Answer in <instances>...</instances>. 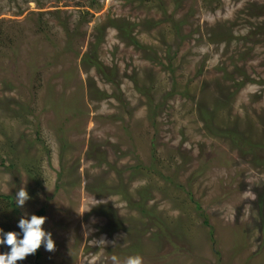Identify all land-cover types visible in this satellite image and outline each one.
<instances>
[{"label": "rangeland", "instance_id": "obj_1", "mask_svg": "<svg viewBox=\"0 0 264 264\" xmlns=\"http://www.w3.org/2000/svg\"><path fill=\"white\" fill-rule=\"evenodd\" d=\"M21 187L0 228L44 207L55 250L17 264H264V0H0Z\"/></svg>", "mask_w": 264, "mask_h": 264}, {"label": "clouds", "instance_id": "obj_2", "mask_svg": "<svg viewBox=\"0 0 264 264\" xmlns=\"http://www.w3.org/2000/svg\"><path fill=\"white\" fill-rule=\"evenodd\" d=\"M25 187H21L15 193V205L17 208H24L30 200ZM46 217L36 214H23L16 222L18 231H4L0 228V264H17L24 261L28 256L34 255L43 246L44 251L53 252L55 241L52 233L47 231L43 225ZM124 264H142L139 256H129Z\"/></svg>", "mask_w": 264, "mask_h": 264}, {"label": "trees", "instance_id": "obj_3", "mask_svg": "<svg viewBox=\"0 0 264 264\" xmlns=\"http://www.w3.org/2000/svg\"><path fill=\"white\" fill-rule=\"evenodd\" d=\"M0 196L6 200V203H8V205L10 207H12L13 210H17V207L15 205V198H14V195L13 194H0ZM138 208H140L142 211L145 212V201L141 199H138V201L136 202L135 204ZM142 212V213H144ZM45 213V209L44 207H40L38 210H37V213L36 215H40L42 216L43 214ZM205 222V221H204ZM10 225V224H8ZM159 225V224H158ZM9 230H7L8 232ZM140 248H137V247H132L131 250H134V252H136L137 250H139ZM1 251H5L4 249H0ZM40 253L39 249L37 250L36 254L38 255Z\"/></svg>", "mask_w": 264, "mask_h": 264}]
</instances>
